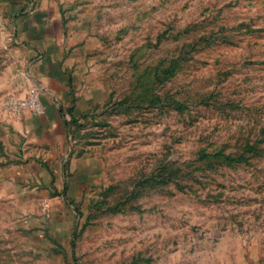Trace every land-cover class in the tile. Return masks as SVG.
I'll return each mask as SVG.
<instances>
[{"label":"rangeland","instance_id":"1","mask_svg":"<svg viewBox=\"0 0 264 264\" xmlns=\"http://www.w3.org/2000/svg\"><path fill=\"white\" fill-rule=\"evenodd\" d=\"M29 13L92 89L48 191L0 196V264H264V0H0L3 110Z\"/></svg>","mask_w":264,"mask_h":264},{"label":"crops","instance_id":"2","mask_svg":"<svg viewBox=\"0 0 264 264\" xmlns=\"http://www.w3.org/2000/svg\"><path fill=\"white\" fill-rule=\"evenodd\" d=\"M18 21L17 53L25 75L22 86L12 85L10 91L23 95L27 87L37 86L43 112L23 108L8 115L0 106V196L48 191L49 174L43 166H53V172L59 173L67 159L65 120L72 94L84 100L92 89L84 81V69L66 55L62 37L55 36L49 24H43L36 13L22 15Z\"/></svg>","mask_w":264,"mask_h":264},{"label":"built area","instance_id":"3","mask_svg":"<svg viewBox=\"0 0 264 264\" xmlns=\"http://www.w3.org/2000/svg\"><path fill=\"white\" fill-rule=\"evenodd\" d=\"M4 107V111L8 115H16L23 108L41 113L43 104L40 100V89L34 85L30 86L23 95L7 98Z\"/></svg>","mask_w":264,"mask_h":264}]
</instances>
